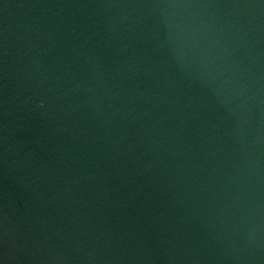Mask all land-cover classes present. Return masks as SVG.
Wrapping results in <instances>:
<instances>
[{
	"label": "water",
	"instance_id": "95a60500",
	"mask_svg": "<svg viewBox=\"0 0 264 264\" xmlns=\"http://www.w3.org/2000/svg\"><path fill=\"white\" fill-rule=\"evenodd\" d=\"M0 264H264V0H0Z\"/></svg>",
	"mask_w": 264,
	"mask_h": 264
}]
</instances>
